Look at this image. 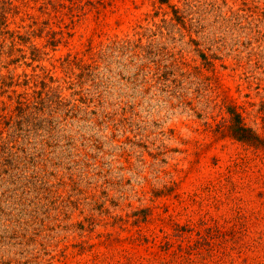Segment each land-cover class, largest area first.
Masks as SVG:
<instances>
[{"label": "rangeland", "instance_id": "obj_1", "mask_svg": "<svg viewBox=\"0 0 264 264\" xmlns=\"http://www.w3.org/2000/svg\"><path fill=\"white\" fill-rule=\"evenodd\" d=\"M24 1L30 41L0 28V264H264V148L230 114L264 139V0Z\"/></svg>", "mask_w": 264, "mask_h": 264}, {"label": "trees", "instance_id": "obj_2", "mask_svg": "<svg viewBox=\"0 0 264 264\" xmlns=\"http://www.w3.org/2000/svg\"><path fill=\"white\" fill-rule=\"evenodd\" d=\"M15 1L19 0H0V28H8L9 26V20H10V15L13 18L19 17L21 22H27V21H32L31 24L28 25V28L30 29L29 31L26 32L25 36H22L18 32H13L11 34L12 38L14 39V46L15 47V42L16 39L18 38L22 43L27 44L28 41H30L31 37L35 34L39 28H35V26L39 25V18H36L30 11H29V2H25L22 0L21 5L16 4ZM35 2H40V0H34ZM169 0H161V3H168ZM41 3V2H40ZM72 4H76L75 0H71ZM47 5H52V0H48L47 2L43 0L40 6V10L43 12L44 10H47ZM57 7L59 8H64L65 5L62 2H59L57 4ZM73 8V7H72ZM41 22L43 25H47L48 23ZM8 33V32H7ZM38 52L37 48H34L33 54L36 56V53ZM9 80H11L10 83L7 84H12L18 85L15 83L14 76L9 77ZM41 96L44 95V92H41ZM20 101L18 104L20 105L19 108L24 112L27 113L28 111H31L32 109L36 108V104L39 103V101L44 102L46 101V98L41 97L39 101H35V99L32 100L30 95L27 93L25 96H20ZM232 115V121H233V127H232V134L235 139H237L240 142L243 143H248L251 146H255L257 148H264V139L259 136L255 130H253L251 127L247 126L244 123V117L241 113H239L236 109H232L230 112Z\"/></svg>", "mask_w": 264, "mask_h": 264}]
</instances>
